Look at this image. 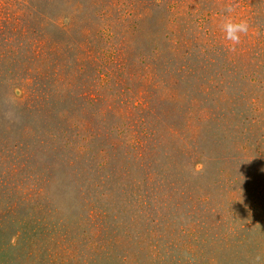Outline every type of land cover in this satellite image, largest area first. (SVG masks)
<instances>
[{"label":"rangeland","instance_id":"1","mask_svg":"<svg viewBox=\"0 0 264 264\" xmlns=\"http://www.w3.org/2000/svg\"><path fill=\"white\" fill-rule=\"evenodd\" d=\"M258 255L264 0H0V264Z\"/></svg>","mask_w":264,"mask_h":264},{"label":"clouds","instance_id":"2","mask_svg":"<svg viewBox=\"0 0 264 264\" xmlns=\"http://www.w3.org/2000/svg\"><path fill=\"white\" fill-rule=\"evenodd\" d=\"M226 15L221 19L219 29L223 34L226 41L229 42L227 45L230 52H235L237 46L240 45L242 37L248 35L250 31V23L247 19L236 18L233 16V7L231 5L225 6ZM6 119H12V114L9 112L5 113ZM201 166H198V170ZM260 260V256L255 257L253 264H257Z\"/></svg>","mask_w":264,"mask_h":264}]
</instances>
